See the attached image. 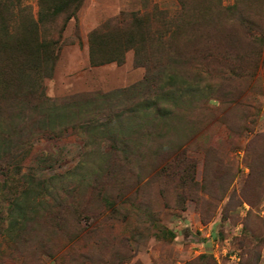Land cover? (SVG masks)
<instances>
[{
  "label": "rangeland",
  "instance_id": "374dc122",
  "mask_svg": "<svg viewBox=\"0 0 264 264\" xmlns=\"http://www.w3.org/2000/svg\"><path fill=\"white\" fill-rule=\"evenodd\" d=\"M13 5L10 30L36 19L38 0ZM121 14L153 27L167 14L184 52L178 69L197 80L194 103L181 126L144 136L127 160L105 138L86 147L72 128L35 135L22 171L53 182L33 192L26 224L0 229V264H264V0H82L43 80L47 96L144 77L132 49L121 64L89 63L88 33ZM118 158L120 172L110 169Z\"/></svg>",
  "mask_w": 264,
  "mask_h": 264
},
{
  "label": "trees",
  "instance_id": "16d2710c",
  "mask_svg": "<svg viewBox=\"0 0 264 264\" xmlns=\"http://www.w3.org/2000/svg\"><path fill=\"white\" fill-rule=\"evenodd\" d=\"M81 1L38 0L36 19L20 18V28L10 30L7 22L17 16L15 6L13 0H0V174L4 176L0 179V229L7 234L12 226H23L31 219L28 204L34 201L33 192L53 182L52 176L35 182L34 172L22 171L21 162L35 135L58 137L72 128L81 133L86 147L105 138L114 157L122 155L127 160L139 151L144 136L181 126L185 107L194 103L199 91L197 80L178 69L184 52L179 56L172 42L175 34L167 14L157 15L162 27L161 22L153 27L154 19L121 14L88 33L89 63L121 64L132 49L135 65L146 70L144 77L107 92L47 96L43 80L53 73L64 42L62 31ZM60 16L58 27H48ZM123 120L129 125H123ZM50 156L54 154H46ZM122 166L118 158L110 169L120 172Z\"/></svg>",
  "mask_w": 264,
  "mask_h": 264
}]
</instances>
